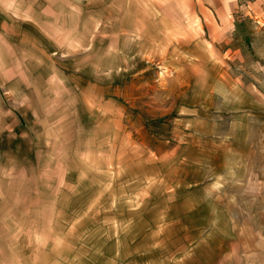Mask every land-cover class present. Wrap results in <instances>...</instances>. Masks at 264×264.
<instances>
[{"label": "rangeland", "instance_id": "374dc122", "mask_svg": "<svg viewBox=\"0 0 264 264\" xmlns=\"http://www.w3.org/2000/svg\"><path fill=\"white\" fill-rule=\"evenodd\" d=\"M50 5L0 27V264H264V0Z\"/></svg>", "mask_w": 264, "mask_h": 264}, {"label": "crops", "instance_id": "0c3cea01", "mask_svg": "<svg viewBox=\"0 0 264 264\" xmlns=\"http://www.w3.org/2000/svg\"><path fill=\"white\" fill-rule=\"evenodd\" d=\"M52 2L53 0H0V27H3L5 22L15 25L14 20L34 16L29 14L31 10L42 14L52 8Z\"/></svg>", "mask_w": 264, "mask_h": 264}]
</instances>
